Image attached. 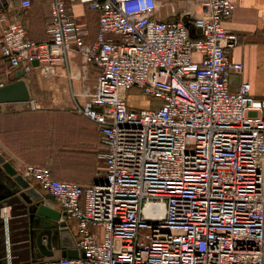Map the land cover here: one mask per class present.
Listing matches in <instances>:
<instances>
[{"label":"built area","instance_id":"built-area-1","mask_svg":"<svg viewBox=\"0 0 264 264\" xmlns=\"http://www.w3.org/2000/svg\"><path fill=\"white\" fill-rule=\"evenodd\" d=\"M41 1L45 42L0 6L1 57L25 74L62 68L69 81L79 61L86 101L72 93L70 112L98 127L105 175L83 187L39 164L22 167L76 226L77 258L31 264H264V97L248 82L230 86L243 71L229 59L239 39L225 26L235 3L184 0L201 12L157 20V0ZM77 6L97 15L94 39ZM132 91L157 102L135 109Z\"/></svg>","mask_w":264,"mask_h":264},{"label":"crops","instance_id":"crops-1","mask_svg":"<svg viewBox=\"0 0 264 264\" xmlns=\"http://www.w3.org/2000/svg\"><path fill=\"white\" fill-rule=\"evenodd\" d=\"M19 1L0 0V6L10 11L11 20L17 19L24 24L27 36L31 40L47 41L49 16L46 4L41 0H31L30 8L22 11L18 8ZM180 1L184 0H157L159 7L154 17L157 20L179 18L184 9L177 8L176 2ZM232 1L236 8L225 26L238 36L239 42L232 50L229 59L231 62L242 63L243 71L231 75L230 86L236 89L242 82H248L252 94L262 98L264 97V0ZM187 3H190V7L187 6L185 9L201 12L196 2ZM78 20L83 22V15L78 17ZM87 28L88 31L90 29V38L94 39L97 32L96 19L91 21ZM78 66L79 61L72 58L69 73L74 77L71 81L62 68L52 77L46 76L40 69H34L23 76L22 79L30 96L29 101L0 104V153L14 160L18 165L39 164L49 168L56 179L86 187L93 184L97 178H104L105 166L98 157L102 150L98 127L86 118L70 112L74 102L72 93L80 94L75 98L79 104L86 101V97L81 95L84 88L83 81L78 76ZM16 73V70L9 69L0 54V82L5 85L15 81ZM94 76V69L91 67L86 78L88 91L92 89ZM38 127L43 133V140L39 144L36 143L35 138L33 140L32 133V130ZM31 185L37 186V184ZM52 205L58 209L54 202ZM65 227L75 238V223L67 219ZM16 236L19 237L17 234ZM10 245L7 239L8 261L11 260ZM35 253L36 260L45 259L37 250ZM61 256L60 250L54 252L53 257Z\"/></svg>","mask_w":264,"mask_h":264},{"label":"water","instance_id":"water-1","mask_svg":"<svg viewBox=\"0 0 264 264\" xmlns=\"http://www.w3.org/2000/svg\"><path fill=\"white\" fill-rule=\"evenodd\" d=\"M37 61L32 65L37 66ZM24 71H17L16 80L0 87V104L17 103L29 101V92L23 81ZM0 163H3L6 172L13 176L17 186L21 188L17 196H12L0 202V264H21L23 262H34L37 252L43 257H53L54 252L61 251L62 257L77 258L75 238L70 230L65 227L66 222L62 219L64 213L47 202H53L54 198L37 188L30 186L29 182L17 175L13 167L5 163L0 155ZM12 209L11 217L3 219L1 210ZM44 219L55 224L56 231L53 243L52 230H42L33 234V219ZM7 229L11 260L7 256ZM19 235V237L16 236Z\"/></svg>","mask_w":264,"mask_h":264},{"label":"rangeland","instance_id":"rangeland-1","mask_svg":"<svg viewBox=\"0 0 264 264\" xmlns=\"http://www.w3.org/2000/svg\"><path fill=\"white\" fill-rule=\"evenodd\" d=\"M187 2L188 1L176 2V6L178 9H183V8L185 9V8H187V6L190 7V3H187ZM74 11H75V15H77L78 17L83 15L84 21L81 23H83L85 25H86V23H85L86 21H94L95 20L94 14H92V13L90 14L86 11H84V13H83V10L79 6H77L74 9ZM156 102L157 101H152L151 99H149L145 96H142L141 94H139L138 92H135V91H132L129 95V98H128L129 105L134 107L135 109L152 108ZM32 133L34 135L33 140L35 138L36 143L39 144V142H41L43 140V133L41 132L39 127L34 128L32 130ZM37 150H36V153H38ZM36 153H34V154L37 155ZM0 155L4 159L5 163H7L13 167V169L15 170V173L17 175H22V173H23L22 167L25 165V163H21L18 165V163H16L14 160L8 159L6 156H3L1 153H0ZM29 182L33 185L36 184L35 181H33L32 179H29ZM19 191H21V188L19 186H17V184L15 183V181L13 179V176L8 174L6 172V170L4 169L3 163H0V193H9L11 196H13V195H17ZM47 204L50 205L51 207H53L52 202L49 201V202H47ZM8 212H9V210H8ZM9 215H10V212H9ZM35 226L37 229H40L43 227H51L52 228L53 226H55V224L51 221L37 218Z\"/></svg>","mask_w":264,"mask_h":264},{"label":"flooded vegetation","instance_id":"flooded-vegetation-1","mask_svg":"<svg viewBox=\"0 0 264 264\" xmlns=\"http://www.w3.org/2000/svg\"><path fill=\"white\" fill-rule=\"evenodd\" d=\"M22 176V175H21ZM23 177V176H22ZM27 180V179H26ZM28 182H29V180H27ZM29 184H30V182H29ZM30 186H32L31 184H30ZM32 187H35V186H32ZM36 188V187H35ZM38 189V188H37ZM18 195V194H17ZM17 195H13V196H17ZM9 197H12L9 193H0V202H2L4 199H7V198H9ZM10 211H12V209H11V207H10V209H9V212ZM10 218V217H9ZM62 219L66 222V220L67 219H65L64 217H62ZM36 218L35 219H33V222H32V227H34V230H35V234H37L39 231H42V230H49V229H51L52 230V237H53V243L54 244H56V242H55V240H54V237H55V235L53 234L55 231H56V228H55V226H53L52 228L51 227H43V228H40V229H37L36 228ZM2 232V230H0V233ZM8 232H9V230L7 229V239H8ZM6 244H7V242H6ZM33 261H36V258L35 259H33Z\"/></svg>","mask_w":264,"mask_h":264},{"label":"trees","instance_id":"trees-1","mask_svg":"<svg viewBox=\"0 0 264 264\" xmlns=\"http://www.w3.org/2000/svg\"><path fill=\"white\" fill-rule=\"evenodd\" d=\"M85 11L88 12V13H90V14H91V13L94 14V15H95V19H96V23H97V15H96L94 12H91V11H88V10H85ZM86 23H87L86 25L88 26V24L91 23V21H86ZM90 34H91V33H90V29H89V35H90Z\"/></svg>","mask_w":264,"mask_h":264},{"label":"bare ground","instance_id":"bare-ground-1","mask_svg":"<svg viewBox=\"0 0 264 264\" xmlns=\"http://www.w3.org/2000/svg\"><path fill=\"white\" fill-rule=\"evenodd\" d=\"M3 213H4V215H7L8 214V209L3 210ZM33 234L35 235L34 227H33Z\"/></svg>","mask_w":264,"mask_h":264}]
</instances>
